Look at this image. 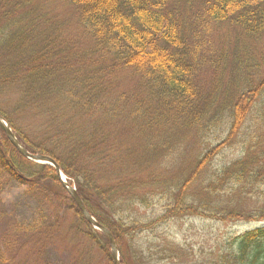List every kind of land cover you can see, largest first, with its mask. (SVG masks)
Here are the masks:
<instances>
[{
	"label": "trees",
	"instance_id": "1",
	"mask_svg": "<svg viewBox=\"0 0 264 264\" xmlns=\"http://www.w3.org/2000/svg\"><path fill=\"white\" fill-rule=\"evenodd\" d=\"M44 1L0 0V114L29 152L53 158L74 180L89 212L113 233L122 264H264V228L198 248L173 230L186 218L264 221V75L237 96L230 82L221 89L224 79L216 78L246 65L228 62L213 41L216 27L262 36L264 0H62L91 31L109 74L126 69L136 78L116 98L106 71L84 70L81 55L67 50ZM244 129L241 156L196 189ZM209 132L223 139L174 180L188 143ZM165 159L170 176L151 168ZM0 166L65 193L52 167L24 159L2 131ZM67 198L77 221L62 238L81 237L111 261L108 240Z\"/></svg>",
	"mask_w": 264,
	"mask_h": 264
},
{
	"label": "rangeland",
	"instance_id": "2",
	"mask_svg": "<svg viewBox=\"0 0 264 264\" xmlns=\"http://www.w3.org/2000/svg\"><path fill=\"white\" fill-rule=\"evenodd\" d=\"M45 4L49 19H55L62 25L58 29V34L61 40L67 43L65 44L67 50L72 49L85 57L83 68L86 65L91 72L106 71L105 74L115 86L110 91L111 97L116 98L118 97L116 94L132 89L133 85H136V78L130 74L131 71L123 69L109 74V61H106L102 53H95L98 45L91 37V31L80 26L78 16L68 4L62 0H46L44 6ZM239 30L238 28L223 30L216 27L213 33L214 45L218 51L224 53L225 59L229 58V53H237L245 63L248 62L247 65L250 64L252 68L255 66L254 69L250 68L249 75L255 80L264 65V34L257 41L244 39L242 42L238 36ZM221 37L224 39L222 46ZM92 63H95V66L94 64L92 66ZM204 74L208 76L207 72ZM223 75L228 77L227 73ZM141 84L144 87V84ZM253 123L249 124L254 131L257 125ZM248 135L249 130L244 129L240 138L233 140L230 146L218 155L214 163L206 169V174L200 176L196 189L200 188L206 178L208 181L218 166L230 163L241 156L242 137L247 138ZM222 139L211 136L209 132L190 141L176 165L178 170L174 173L180 174L171 175L173 179H182L185 173L187 176L194 168L197 158ZM167 164H169L167 159L160 161L159 164L151 166L152 171L161 176L164 173L170 176L165 170ZM143 172L144 169L140 170V176L147 175V172L142 174ZM51 187H48V184L33 186L31 183L21 182L0 166V264H112L101 251L89 248V241H82L81 237H78L76 242L62 238L63 235L60 234L66 232L69 223H75L77 218L68 203L69 194L65 191L57 195ZM63 222L68 224L62 225ZM260 226H263V223L233 225L205 223L201 218H191L179 220L173 230L177 233L178 242L198 248L200 245L211 246L216 243L211 241L213 239H230ZM171 234L174 236L173 232ZM147 236L148 233L145 234V238Z\"/></svg>",
	"mask_w": 264,
	"mask_h": 264
},
{
	"label": "water",
	"instance_id": "3",
	"mask_svg": "<svg viewBox=\"0 0 264 264\" xmlns=\"http://www.w3.org/2000/svg\"><path fill=\"white\" fill-rule=\"evenodd\" d=\"M0 129H2L5 134L7 135L10 142L16 147V149L20 152L21 155L26 157L29 160H32L34 162L39 163H45V164H52L56 167L57 173H60V168L55 164V162L48 158L38 155H31L23 148V146L20 144V142L17 140L16 136L14 135L13 131L9 127V125L5 122V120L0 116ZM69 194L72 196L76 204L78 205L79 209L83 213L85 219L96 229L101 230L109 239L111 243V253L114 260V264H121L119 261V253L117 250V246L115 244V241L111 235V233L104 227L100 226L98 222L92 217V215L87 211L83 201L78 196L75 190L69 189Z\"/></svg>",
	"mask_w": 264,
	"mask_h": 264
}]
</instances>
